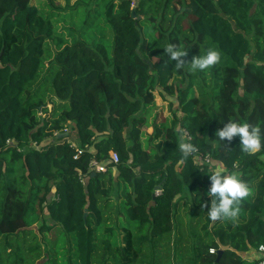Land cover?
Instances as JSON below:
<instances>
[{
    "label": "trees",
    "instance_id": "obj_1",
    "mask_svg": "<svg viewBox=\"0 0 264 264\" xmlns=\"http://www.w3.org/2000/svg\"><path fill=\"white\" fill-rule=\"evenodd\" d=\"M137 1L0 0V264L261 259L264 146L246 153L216 133L235 120L264 134V0ZM208 48L220 61L192 71ZM157 94L176 108L162 124L146 116ZM179 124L213 171L180 151ZM111 152L119 163L94 173ZM217 169L250 195L237 217L211 221Z\"/></svg>",
    "mask_w": 264,
    "mask_h": 264
},
{
    "label": "clouds",
    "instance_id": "obj_2",
    "mask_svg": "<svg viewBox=\"0 0 264 264\" xmlns=\"http://www.w3.org/2000/svg\"><path fill=\"white\" fill-rule=\"evenodd\" d=\"M166 54L177 65H185L183 57L186 51L175 44H168L165 49ZM221 59V53L216 48H208L204 54L194 57L190 63L192 71H205L217 64ZM216 137L221 141H232L239 138V146L243 152L256 153L264 144V134L258 125L248 122L230 120L224 123L222 129L218 130ZM180 151L185 155L196 152V147L189 142H181L178 145ZM209 176L211 187L205 193L210 198L207 216L211 221L225 218H235L240 212L239 205L242 200L250 195L247 183L236 173L225 174L217 169Z\"/></svg>",
    "mask_w": 264,
    "mask_h": 264
},
{
    "label": "built area",
    "instance_id": "obj_3",
    "mask_svg": "<svg viewBox=\"0 0 264 264\" xmlns=\"http://www.w3.org/2000/svg\"><path fill=\"white\" fill-rule=\"evenodd\" d=\"M177 132L179 134L180 142H189L192 143L194 146V137L190 134L189 131H187L186 128H184L181 124L177 126ZM75 146V144H73ZM36 146V144H34ZM196 147V146H195ZM196 152L189 153V156H192L194 159L195 165L199 166L201 170H204L206 168L210 170H214L215 166L213 164V159L209 154L202 153L197 147ZM83 154L82 150H77V156L75 158L77 159L79 156ZM119 163V156L116 152H111L109 158L102 164L95 160H92L91 162V170L95 172H106L107 171V165H114L116 166ZM82 183L84 184V181L82 180ZM161 193V190H158L156 192V195H159ZM214 250H211V253H214ZM259 253L261 255V259L254 264H264V246L259 247Z\"/></svg>",
    "mask_w": 264,
    "mask_h": 264
},
{
    "label": "rangeland",
    "instance_id": "obj_4",
    "mask_svg": "<svg viewBox=\"0 0 264 264\" xmlns=\"http://www.w3.org/2000/svg\"><path fill=\"white\" fill-rule=\"evenodd\" d=\"M39 1L41 0H32V3L34 5L39 6ZM138 1L136 0L135 3H137ZM62 5L64 4L63 2L61 3ZM136 5V4H135ZM67 26V24H64L61 20L58 23V30L60 31H64V28ZM146 116L148 118L149 123H152L153 121H155L156 119H158V123L162 124L165 119H168L170 117L173 116V112L176 111V108L174 107L173 109H171L169 103L162 99L161 96L159 94H157L155 96V103L153 105V107H148L146 110ZM144 135L145 137H148L149 135H151L153 133V128H144L143 129ZM72 139H74V134L72 133ZM74 142V140H73ZM40 223V218L38 217V215L34 212V206L32 207L29 216H28V224L30 227L35 228V230H37L38 226ZM119 243V239H117V241Z\"/></svg>",
    "mask_w": 264,
    "mask_h": 264
},
{
    "label": "water",
    "instance_id": "obj_5",
    "mask_svg": "<svg viewBox=\"0 0 264 264\" xmlns=\"http://www.w3.org/2000/svg\"><path fill=\"white\" fill-rule=\"evenodd\" d=\"M133 16H135V12L133 11ZM62 136H66V134L65 135H61L60 137H62ZM222 254V251H220L219 252V256Z\"/></svg>",
    "mask_w": 264,
    "mask_h": 264
},
{
    "label": "crops",
    "instance_id": "obj_6",
    "mask_svg": "<svg viewBox=\"0 0 264 264\" xmlns=\"http://www.w3.org/2000/svg\"><path fill=\"white\" fill-rule=\"evenodd\" d=\"M217 166H219V165H217ZM258 256H259V255H258ZM252 261H253L252 259H249L250 264H252Z\"/></svg>",
    "mask_w": 264,
    "mask_h": 264
}]
</instances>
